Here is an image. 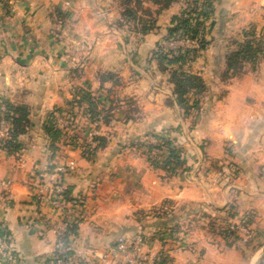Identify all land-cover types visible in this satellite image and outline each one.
I'll list each match as a JSON object with an SVG mask.
<instances>
[{
  "label": "crops",
  "instance_id": "crops-1",
  "mask_svg": "<svg viewBox=\"0 0 264 264\" xmlns=\"http://www.w3.org/2000/svg\"><path fill=\"white\" fill-rule=\"evenodd\" d=\"M2 1L0 101L27 105L29 119L18 136L22 148L11 155L0 150V242L6 240L14 264L50 258L59 210L40 194L53 168L66 160L73 168L61 174L62 186L84 200L69 243L92 264H107L100 258L105 248L134 233L156 253L161 242L154 232L174 224L183 230V223L184 245L164 246L166 264H259L264 244L243 247L219 235L217 226L247 214L264 230V61L222 77L240 31L264 28V0L212 3L207 44L183 66L205 85L194 120L182 115L166 72L151 58L185 0L161 10L156 28L145 34L116 25L117 0ZM79 90L100 94L109 117L95 131L106 143L87 158L60 140L51 154L42 129L46 113L65 107ZM151 132L166 133L182 149L184 172L167 174L150 165L142 143Z\"/></svg>",
  "mask_w": 264,
  "mask_h": 264
},
{
  "label": "trees",
  "instance_id": "trees-1",
  "mask_svg": "<svg viewBox=\"0 0 264 264\" xmlns=\"http://www.w3.org/2000/svg\"><path fill=\"white\" fill-rule=\"evenodd\" d=\"M172 1L117 0L119 16L116 20V25L118 27L125 25L130 31L145 34L156 28L155 16L161 10L168 7ZM208 1L185 0L184 5L178 13L170 17L165 33L156 40L155 48L151 51V58L155 61L157 69L167 74V81L171 84L175 104L182 111L183 116L190 115L192 116V120H194L200 108L199 96L204 91L205 85L198 74L189 71L183 66L186 61L193 58L195 53L202 50L207 44L203 36L205 21L212 13V7L209 6ZM148 2L154 7L150 8L146 6L145 4ZM0 3L2 6H5L2 0H0ZM262 17L264 19V11ZM240 34L241 41L236 42L235 48L225 56V71L222 74L224 78L227 76V73L231 75L239 74L245 65H249L254 69L258 62L264 61V28L256 29L250 25L242 29ZM179 36L195 41L197 47L166 49L160 45V42L165 39ZM78 93L79 96L67 101L65 107L55 106L46 113L42 129L48 140L47 149L51 154H54L58 149L57 143L60 140L63 143L80 148L82 155L87 158L90 157L93 151L103 147L106 143V139L97 134L91 137L90 144L84 143L78 136L69 133L56 124L55 118L58 115L67 113L72 114V117L76 116V112H68L69 108H80L78 112L82 114V117L88 124L92 125L97 122L94 128L99 123L108 121L109 115L99 102V97L94 98L91 93L86 91L79 90ZM0 118L4 120L8 133V137H0V150L8 155L15 154L22 148L21 143L18 141V136L23 134L29 126L28 107L22 103L2 100L0 101ZM147 135L149 139L145 140V143L142 144L144 145L146 159L153 168L160 169L167 174L184 172L186 170L182 149L174 144L173 139L163 132H151ZM159 149H162V152L156 153ZM61 196L65 201H75L77 199V196L71 197L69 195L67 187L62 188ZM76 229L77 222L75 220L68 223L62 240L67 243L69 235L76 234ZM217 229V233L223 238L231 236L228 224L219 225ZM179 231L178 225L174 224L166 229L154 232L153 236H156L158 241L161 242V248L156 252L157 259L154 264L167 263V248L165 249L164 246L168 245V239L169 241H173V234ZM142 237L145 241L144 235ZM66 253L71 252L67 251Z\"/></svg>",
  "mask_w": 264,
  "mask_h": 264
},
{
  "label": "built area",
  "instance_id": "built-area-1",
  "mask_svg": "<svg viewBox=\"0 0 264 264\" xmlns=\"http://www.w3.org/2000/svg\"><path fill=\"white\" fill-rule=\"evenodd\" d=\"M160 45L166 49L197 47L195 41L181 36L165 39L160 42ZM55 121L58 126L72 134H74L75 130H80L82 127L80 124L77 125L74 117L67 113L56 116ZM85 123L84 126H87V130H84V132H87V137L75 135L82 139L84 143L90 144L91 137L96 134L94 126L97 122L92 125L88 124V122ZM0 137H8L7 127L2 118H0ZM157 152L161 153L162 149L157 150ZM72 168V160H66L61 164H57L53 168L52 177L47 184L45 192L40 194L41 197L45 198L46 201L59 210V224L55 228L56 241L50 258L45 264H92L90 260L81 256L80 250L72 248L69 241L66 243L62 240L68 223L75 220L78 224L83 218V198L77 196L75 201H65L61 196L63 188L61 174L67 173ZM6 184L7 182L4 185ZM229 229L235 235L239 234L245 237H252L254 235V229L248 221H235L230 224ZM144 247L145 241L141 234L136 233L130 236H123L117 238L112 244L107 246L103 253H101L100 258L107 264H154L157 259L156 253L148 252ZM67 251L71 253H66ZM0 261L3 264H14L16 261V257L5 239H2L0 242Z\"/></svg>",
  "mask_w": 264,
  "mask_h": 264
},
{
  "label": "rangeland",
  "instance_id": "rangeland-1",
  "mask_svg": "<svg viewBox=\"0 0 264 264\" xmlns=\"http://www.w3.org/2000/svg\"><path fill=\"white\" fill-rule=\"evenodd\" d=\"M208 2H209V6L212 7V3L214 2V0H209ZM153 48H155V44H154ZM97 95L98 94H94V95L92 94V97H94V98L100 97V94L98 96ZM79 109L80 108H76V109L75 108H71V109L69 108L68 109L69 110L68 112H70V113L76 112L78 114ZM73 117H76V118H74L76 120V122H77L76 124L77 125H79V124L82 125L81 129L84 128L83 126H84L85 122H87V121L84 120V118L82 117V114H80L79 116H73ZM81 119H83V121ZM80 130L79 129L75 130L76 133L74 132V134L79 135L81 137H87V132L80 131ZM65 135H67V134H65ZM69 135H72V134H69ZM228 137L230 139L231 138V135L228 134ZM148 139H149V137H146L145 140H148ZM203 142H204V140H201L200 141V144L203 145ZM225 151H226V155L227 156H230L231 155V149H230V146H229L228 142H226ZM156 153H159V152H156ZM164 206H167V208H168V205L167 204H164ZM182 208H183V212H184V205H183ZM176 211H178V209ZM242 216H243V218H242ZM242 216H240L242 219L239 217V218L236 219V221H240V220H242V221H248L250 223V226L254 229V235L252 237H245V236H242V235H239V234L238 235H235L230 229H228L229 232L231 233L230 240L231 241L232 240L235 241L236 243H238L239 245H241L243 247L244 246H248V247H251L253 250L255 248L259 249V247L262 244H264V230L260 229L259 227L255 226V225L254 226L251 225V222L252 221H251L250 215H247L246 214V215H242ZM233 222H235V221H233ZM233 222L230 221L229 223H226V224H228V228H229L230 224H232ZM182 228H183V230L179 228V230L182 233H180V231H179V232L173 234V237H174V240L173 241H169V239L167 240L168 241V243H167L168 245L166 246L167 248L169 246H170V248H172V247L176 246L177 244H178L179 247L182 246V244L184 245V243L181 242V238L184 235V223L182 225ZM214 232H215V230H214ZM134 234H136V233H134ZM262 247H264V245ZM167 250L168 249H166V252H167ZM259 263L260 264H264V256L259 261Z\"/></svg>",
  "mask_w": 264,
  "mask_h": 264
},
{
  "label": "water",
  "instance_id": "water-1",
  "mask_svg": "<svg viewBox=\"0 0 264 264\" xmlns=\"http://www.w3.org/2000/svg\"><path fill=\"white\" fill-rule=\"evenodd\" d=\"M220 15H221V16L224 15V10H221V11H220Z\"/></svg>",
  "mask_w": 264,
  "mask_h": 264
}]
</instances>
